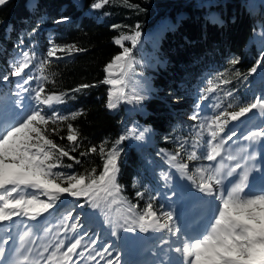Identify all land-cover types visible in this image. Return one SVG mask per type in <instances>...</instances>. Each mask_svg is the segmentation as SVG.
<instances>
[{
  "label": "snow or ice",
  "instance_id": "1",
  "mask_svg": "<svg viewBox=\"0 0 264 264\" xmlns=\"http://www.w3.org/2000/svg\"><path fill=\"white\" fill-rule=\"evenodd\" d=\"M9 2L10 0H0V7L6 6ZM111 2L113 0H95L90 7L98 10ZM122 2L128 7H133L129 0ZM30 7L38 11L39 0H34ZM68 20L67 15H61L53 23L61 24ZM210 22L223 24V21L217 17H210ZM38 27L39 22L28 35L34 38ZM121 27L119 24L111 25L113 29ZM140 28L141 26L136 24L128 32L121 31L119 35L113 37V42L120 46L122 51L104 66L106 75L100 81L112 86L108 92L106 105L109 109H115L121 101L141 104L146 99L144 95L135 93L134 90L131 96L125 91L130 83L126 77L134 71L133 50L142 35ZM126 41L131 43V47L125 46ZM24 45L25 41L18 38L17 46ZM83 51L85 49L75 44L61 45L49 40L42 59L37 56L35 50L30 51L26 47H21L18 53L19 59L14 60L6 71H0V82L9 81L10 77L20 79L21 82L17 84L19 91L16 95L19 97L21 92L26 93L25 99L29 101L28 104L17 101L23 114L14 112L12 115H5L0 110V227L7 224L5 237H0V264H18L15 259L17 256L27 262L32 254L39 257L37 264H85L86 261L88 264H121L120 254H114L112 244L106 243L98 247L100 237L97 235L91 238L88 232L83 231L79 215H73L75 208L67 211L62 217L63 224L56 230L54 244L40 247L36 241H33L35 247H25L24 236L21 235L18 246L12 247L13 255H8V245L14 239L11 234L14 218H21V223L38 222V218L43 214H51L50 210H55L58 202L63 203L62 198L65 195L77 200L83 198L84 204H78L80 208L88 206L101 211L115 203H122L123 201L118 200L123 192L118 180L121 171L120 157L123 152L120 145L129 139L143 140L144 134L150 131L145 128L137 134L135 129H129L110 148H106V142H101L99 146L93 144L80 152L81 157L90 154L101 156L103 166L98 174L96 168L84 173L67 171L74 169V164L81 163L78 156L72 155L79 150L81 143L80 133L70 121H75L84 112L80 109L62 114L55 106L66 103L68 99H75L73 94L95 85L84 83L67 92H50L45 85L55 81H50L49 76L44 73L53 61ZM37 60L39 75H33L32 69L36 67L34 62ZM239 62V58H233L230 64L235 66ZM258 67H264V51L249 70V75L255 73ZM117 73L119 78H116ZM235 75L240 77L241 73L236 71ZM223 76V73L218 74L216 83L209 81L210 86L206 92L214 93L221 85L231 83ZM243 78L246 80L247 76ZM33 82L36 83L35 88L31 87ZM224 95L235 99L232 91ZM208 98L207 95L200 97L201 101ZM33 103L35 107L32 106ZM232 108V103H227L226 106L223 103H216L210 109L213 115L202 118L201 104L198 103L196 111L190 117L197 123L192 125L195 136L192 138L187 160L177 163L181 159V150L185 148L187 140L179 145L174 154L165 153L167 162L172 167L187 176V179L196 184L199 191L210 197L211 201H216L215 209H209L211 214L203 230L197 229L196 235L185 233V238H182L181 229L175 224L173 212L161 210L157 215V210L151 202L146 204L140 214L134 211L138 206L130 207L129 215L122 223L109 221L113 223L114 228H127L130 232L138 229L142 233L150 230H168L176 237L175 242L180 245L174 249L179 253V258L174 262L170 261V264H264V169L256 167V154L247 151L249 146L264 141V89L261 90L260 95L253 94L250 101L238 106V110H230ZM17 116L19 119L16 118ZM241 118L245 120L241 121ZM252 119H258L260 123L254 124L246 134H238L236 130L228 128L230 122L244 123L251 122ZM61 124H66L67 135L61 136L60 139H66L69 142L68 146L57 144L49 138L50 133L59 132L57 126ZM234 138L248 142L238 146L235 153L229 145V142H234ZM224 153L226 159L233 163L228 165L220 163L215 167L209 163L196 168L193 175H188L189 162L201 159L216 162L218 158L223 161ZM64 158L72 162L65 163ZM223 169L226 171H222ZM253 171L260 174V185L255 191L252 190L255 187V179L251 182L249 180V175ZM162 176L165 180L169 179L167 173H162ZM229 184L232 185L231 188L228 187ZM136 195L143 197L144 193L137 192ZM23 218H27L26 221ZM45 230L50 231V229ZM111 235L117 236V232L113 230Z\"/></svg>",
  "mask_w": 264,
  "mask_h": 264
},
{
  "label": "trees",
  "instance_id": "2",
  "mask_svg": "<svg viewBox=\"0 0 264 264\" xmlns=\"http://www.w3.org/2000/svg\"><path fill=\"white\" fill-rule=\"evenodd\" d=\"M33 2L10 0L0 7V71H6L14 60L19 59L21 47L35 50L41 59L49 40L85 49L53 61L44 73L50 81H55L45 85L50 92H67L84 83L95 85L73 94L75 99L55 106L62 114L80 109L84 112L75 121H70L78 129L81 143L72 155L78 156L81 163L67 171L84 173L96 168L98 174L103 166L101 156L81 157L80 152L93 144L99 146L101 142H106V148H110L129 129H135L137 134L145 128L150 129L143 140L129 139L120 145L123 152L118 180L123 192L118 198L138 206L135 207L138 214L149 202L159 213L163 196L174 190V173L164 151L174 154L187 140L177 163L187 160L195 136L192 125L197 123L190 117L196 105L202 102L201 96L207 95L209 98L204 101L210 102L211 106L232 103L230 110H238V106L250 101L253 94L260 95L264 89V67H258L249 75V70L264 51V0H129L133 7L124 5L122 0H113L98 10L90 7L95 0H39L38 11L31 9ZM256 4L258 8H255ZM61 15H67L69 20L53 23ZM210 17H217L223 24L211 23ZM38 22L33 38L28 33ZM112 24L122 27L113 29ZM136 24L141 26L140 41L148 35L151 46L137 45L133 50L134 71L126 77L130 83L125 91L131 96L134 90L146 99L141 104L121 101L115 109H109L106 105L112 86L100 81L106 75L104 66L122 51L113 42V37L121 31L128 32ZM18 38L25 41L24 46H17ZM125 46L131 47V43L126 41ZM233 58L240 61L235 66L230 64ZM34 63L36 67L32 74L39 75V61ZM236 71L241 73L240 77L235 75ZM220 73L231 83L221 85L214 93H207L209 81L216 83ZM244 76H247L246 80ZM15 85V77L0 82V103L12 93ZM228 91L234 93V100L224 95ZM183 116L188 118L183 119ZM57 127L59 132L50 133L49 138L68 146L66 139H60L67 135L66 124ZM64 162L72 161L64 158ZM207 163L203 159L189 162L188 175L195 173L196 165ZM162 173H167L169 179L165 180ZM196 180L198 183L199 178ZM137 192L144 193L143 197H137ZM78 204H84L83 198L71 199L67 207H61V202L57 205H60L59 210L75 208V216L80 209ZM82 209L87 213L92 211L88 206ZM84 220L89 221L88 216Z\"/></svg>",
  "mask_w": 264,
  "mask_h": 264
},
{
  "label": "rangeland",
  "instance_id": "3",
  "mask_svg": "<svg viewBox=\"0 0 264 264\" xmlns=\"http://www.w3.org/2000/svg\"><path fill=\"white\" fill-rule=\"evenodd\" d=\"M258 6L259 5L256 4L255 8H258ZM151 35H153V34L151 33ZM145 44L151 46V38H149L148 35H146L144 37V39L138 43V45L140 47L145 45ZM65 57H68V56H65ZM15 81H16V85L14 86L12 93L9 96L5 97L4 100L0 103V110H2L5 115H12L14 112L15 113L23 112V110L19 107L17 101H23L24 104L29 103V101L25 99V96L27 95L26 93L21 92L20 96L17 97L16 93L19 91V89L17 88V84L20 83L21 81L18 77H15ZM31 87L35 88L36 83L33 82L31 84ZM199 104H201V117L202 118L203 117H210L211 114H213L212 113L213 111L210 110L212 108L210 102L202 101ZM205 105H207V107H205ZM32 106L35 107V104L33 103ZM195 111H196V108H195ZM183 117L185 118L186 116H183ZM241 120L244 121L245 118H241ZM239 122L240 121L231 122V127L229 129L236 130L237 132L241 131L243 124L240 127L241 124ZM250 127H252V124H250ZM244 133L246 134V131ZM236 141H240V140L234 139V142H236ZM234 142H232L231 144H233ZM231 150L233 151V153H235L236 148L231 146ZM168 152L169 151H167V150L164 151V155H165V153H168ZM168 154H172V153L169 152ZM166 158H167V156H166ZM209 163L212 164V162H208L207 164H209ZM226 163L227 162L224 160V164H226ZM212 165L214 167V164H212ZM170 167L173 170L175 181H176V188L178 189V187H181L182 181L188 180L187 176L182 175L181 172H179L176 168L172 167L171 165H170ZM198 167H201V166L196 165L195 169ZM197 178H199L198 174L196 176V179ZM196 190L198 192V195H196V197L199 198V199H197V201H198L197 205L199 206L198 207L199 209L197 210V212L200 213V211L205 210L206 204H205V200H204V195L199 192L198 188ZM168 193H170V192H168ZM166 196L167 197L165 199V202L162 204L163 208L161 210L171 211V205H173L176 202L179 203L178 202L179 198L177 196L173 195L172 193H170L169 195H166ZM71 199H72V197H67L65 195V199L63 200L64 202L61 203V207L69 206V202ZM118 200L123 201V202L122 203H115L110 208H106L104 211H101L99 209H92V211L90 213H87V210H83L82 208H80L78 213H77V215H79V217H80L79 222L83 225V231L88 232L89 237L95 238V236L98 235L100 237V239H99L100 245H104L106 243L112 244V245L116 246V247L113 246V249H115V250L117 248H119V246H120V248H122V246H123L122 239L124 237L125 232L127 231V228H124V229L114 228L113 223H110L109 221H112V222L119 221L120 223H122L123 219L127 218L126 214L124 213V211H125L124 208L129 209L130 207H133L130 203H128L124 199L118 198ZM58 206H60V205H57V208L55 210H50L51 214L45 213L39 219L40 220L49 219L50 221L53 220L54 222L59 221V223L62 225L63 224L62 217L64 215H66L67 211L62 210V209L59 210ZM57 211H59V212H57ZM68 211H70V210H68ZM160 211H159V213H160ZM159 213H157V215H159ZM85 216L86 217L88 216L89 221L85 222V220H84ZM71 222L72 221H69V223H71ZM161 222L162 223L164 222L163 218L161 219ZM113 230H115L117 232V236L111 235V231H113ZM162 232H166V234L168 233V235H167L168 241H170L169 237L171 236L172 237L171 242L178 244V242H175L176 237L173 235H170L169 231L166 229L153 231L152 234H154L153 235L154 238H157L159 235H161ZM133 233H135L137 235L140 234L138 229H137V231H135ZM73 235H75V234H73ZM120 248H119L118 253L121 252Z\"/></svg>",
  "mask_w": 264,
  "mask_h": 264
},
{
  "label": "bare ground",
  "instance_id": "4",
  "mask_svg": "<svg viewBox=\"0 0 264 264\" xmlns=\"http://www.w3.org/2000/svg\"><path fill=\"white\" fill-rule=\"evenodd\" d=\"M19 113L22 114V112H19ZM16 118L19 119V116H17ZM241 121L239 122L241 124L240 127L242 126V124H243V127L241 128V131L239 133H244L245 131H247L249 129H252V127H253L254 124H259L260 123V120H258V119H252L251 122H244V123H241ZM250 124H252V127H250ZM234 139H236V138H234ZM231 143L232 142H229V144L232 147L237 148L238 146H242L244 144H247L248 142L240 140L238 142H234L233 144H231ZM261 148H264V141H260L258 143H255V144L249 146L248 149H247V151H248V153H255L256 154V158H259L260 157V151L259 150ZM225 160H227V159H225ZM217 164H220L219 158H218L217 162L214 164V167ZM258 177H259L258 172H253V173H250L249 180L251 182L253 179H257ZM191 193H192V191H189V194H191ZM43 198L44 197H42V199ZM180 208H182V207H179L178 209L175 210V214H178L179 215V213L177 211L180 210ZM39 220L40 219L38 218V221ZM47 220H49V219H47ZM34 224H35V222L34 221H31V222H27V225H26V223H23L21 225H16L15 227H13L14 231L17 232L16 237H15L16 244L13 245V246H18L17 243H18V240H19V236H21V235L24 236V244H25V247H28V246L35 247V245H33V241H36L37 244L40 247H48V245L50 243L54 244V242L56 240V235H55L56 231H55V229H50V231L43 230V231H41V235L40 236H37V235H34V234H28V230L24 229L25 226H27L28 228H31V229L34 228V230H36L37 232L40 231L39 229H35V227L33 226ZM114 247H116V246H114ZM119 248H120V246H119ZM119 248H117L116 250L113 249L114 254L115 253H118ZM11 254H13L12 253V250H11ZM119 254H121V252ZM37 258H39V257L36 256L35 254H32V255L29 256V260L27 262L21 261V263H23V264H35L36 261H37ZM85 264H88V262L86 261ZM121 264H122V261H121Z\"/></svg>",
  "mask_w": 264,
  "mask_h": 264
}]
</instances>
